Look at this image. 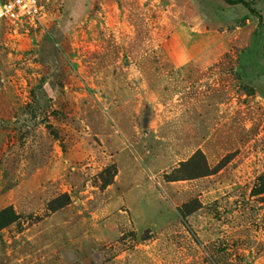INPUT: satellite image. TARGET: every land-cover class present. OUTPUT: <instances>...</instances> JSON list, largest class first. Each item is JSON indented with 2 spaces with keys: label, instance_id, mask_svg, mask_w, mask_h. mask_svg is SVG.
<instances>
[{
  "label": "rangeland",
  "instance_id": "374dc122",
  "mask_svg": "<svg viewBox=\"0 0 264 264\" xmlns=\"http://www.w3.org/2000/svg\"><path fill=\"white\" fill-rule=\"evenodd\" d=\"M244 1L0 21V264H264V0Z\"/></svg>",
  "mask_w": 264,
  "mask_h": 264
},
{
  "label": "built area",
  "instance_id": "2783aa9c",
  "mask_svg": "<svg viewBox=\"0 0 264 264\" xmlns=\"http://www.w3.org/2000/svg\"><path fill=\"white\" fill-rule=\"evenodd\" d=\"M41 0H0V21L15 28H37L44 18Z\"/></svg>",
  "mask_w": 264,
  "mask_h": 264
},
{
  "label": "trees",
  "instance_id": "16d2710c",
  "mask_svg": "<svg viewBox=\"0 0 264 264\" xmlns=\"http://www.w3.org/2000/svg\"><path fill=\"white\" fill-rule=\"evenodd\" d=\"M227 4L229 5H244L246 8H248L251 12H253L255 14L254 9L251 7V4L247 1L244 0H224ZM262 180V186L259 189V193H263L264 192V176L261 178ZM16 220V215L14 213V211L10 208V209H5L3 211L0 212V229L3 228L4 226L12 223L13 221Z\"/></svg>",
  "mask_w": 264,
  "mask_h": 264
},
{
  "label": "crops",
  "instance_id": "0c3cea01",
  "mask_svg": "<svg viewBox=\"0 0 264 264\" xmlns=\"http://www.w3.org/2000/svg\"><path fill=\"white\" fill-rule=\"evenodd\" d=\"M196 57V56H195ZM195 57H193V58H195ZM193 58H191V59H189V60H186V61H182L181 63L183 64H191V62L193 61L192 59ZM180 61V60H179ZM181 66V65H180Z\"/></svg>",
  "mask_w": 264,
  "mask_h": 264
}]
</instances>
